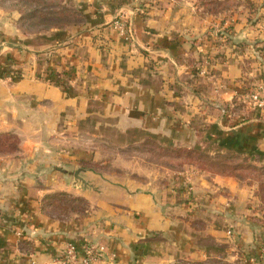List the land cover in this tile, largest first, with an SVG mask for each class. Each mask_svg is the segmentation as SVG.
Wrapping results in <instances>:
<instances>
[{
	"label": "crops",
	"instance_id": "1",
	"mask_svg": "<svg viewBox=\"0 0 264 264\" xmlns=\"http://www.w3.org/2000/svg\"><path fill=\"white\" fill-rule=\"evenodd\" d=\"M73 1L88 16L75 31L27 36L1 22L0 136L18 144L0 153V264H53L67 243L86 241L114 253L106 264H264V224L245 184L187 170L175 185L136 190L101 171L100 149L152 141L209 156L264 158L263 113L242 114L236 103L250 81L248 56L264 72L244 45L258 26L231 23V39L243 49L206 60L204 77L196 74L200 50L189 41L202 37L209 52L212 20L192 7ZM120 14L130 38L110 25ZM9 73L20 77L9 80ZM47 73L62 75L66 90L45 80ZM58 194L84 200L87 214L55 215L48 204Z\"/></svg>",
	"mask_w": 264,
	"mask_h": 264
},
{
	"label": "rangeland",
	"instance_id": "2",
	"mask_svg": "<svg viewBox=\"0 0 264 264\" xmlns=\"http://www.w3.org/2000/svg\"><path fill=\"white\" fill-rule=\"evenodd\" d=\"M145 4L156 0H142ZM161 4H182L184 6L192 7L200 16L211 19L210 29L208 33L212 34V38L208 41L210 43L209 52H205V48L202 45L201 38L197 40H190L192 49L197 51L201 55L196 64L199 66L196 68L198 76H206V72L209 71L205 68L207 61L210 63L212 60H219L220 54L223 52L233 51V49H243L242 45H236L231 39V23L241 24L257 28V34L251 38L244 45L246 46L247 54L253 53L252 64L257 66H264V0H159ZM188 4V5H186ZM53 5H63L65 8L74 11L76 16L74 20L79 24L78 26H58L53 28L68 27L76 30L78 27H82L83 22L87 21V15L84 14L73 0H0V26L1 22L15 23L18 29H20L24 35L30 34H45L48 30L39 24L40 17L45 16L47 12L45 10L52 8ZM188 8V7H187ZM33 9V11H32ZM33 13L36 15L33 16ZM32 15L33 17H31ZM217 20L219 24H213V21ZM229 21L230 23H227ZM114 22H120L125 29L127 28V22L123 19V15H118L110 25L115 27ZM238 22V23H237ZM81 23V24H80ZM85 24V23H83ZM235 25V24H234ZM116 28V27H115ZM74 30V31H75ZM67 31V32H68ZM62 32V31H61ZM65 32V31H63ZM129 30L126 29L125 35H129ZM122 33V32H121ZM40 35V36H43ZM249 52V53H248ZM211 54V55H209ZM262 54V55H261ZM257 55V56H256ZM249 60V79L248 83L243 81V85L236 93L237 110L242 114L255 111L243 96L247 93L262 86L264 90V72L250 65L249 56L246 61ZM213 61V62H214ZM201 65V63H203ZM199 71V72H198ZM204 71V72H203ZM52 73H47L44 76H48ZM57 75V74H54ZM43 76V78H44ZM62 75H58L57 79L63 81ZM64 85V84H63ZM64 89L65 85L63 86ZM62 89V90H64ZM259 109V108H258ZM236 109L233 112L236 113ZM264 116V107L259 109ZM16 139L12 138L7 140L8 148L14 146ZM100 149L103 152V167L101 171L107 174L109 177L116 181L123 182L126 185L133 187L136 190L154 189L157 187L171 186V184L178 182L182 175L187 170H193L201 173L208 174H226L233 177L242 178L243 185L249 188L250 192L255 194L256 201L262 203V209H264V158L255 157H242L234 153L216 154L209 156L202 152H188L171 151V147H166L165 144L159 145L150 141L147 145L135 146L130 150L113 151L108 146H101ZM101 164V163H100ZM192 169H189V168ZM262 199V200H261ZM65 203V202H64ZM64 203H58L59 207ZM66 204V203H65ZM256 204V205H258ZM74 208H79L80 205H73ZM259 207V205H258ZM257 208V207H256ZM56 214H62V211L54 209ZM64 213V212H63ZM264 224V223H263ZM262 225V224H261ZM233 252V251H232ZM174 264H239L227 259L211 258L203 261H190L181 260Z\"/></svg>",
	"mask_w": 264,
	"mask_h": 264
},
{
	"label": "trees",
	"instance_id": "3",
	"mask_svg": "<svg viewBox=\"0 0 264 264\" xmlns=\"http://www.w3.org/2000/svg\"><path fill=\"white\" fill-rule=\"evenodd\" d=\"M52 8L45 10L47 12V14L45 16H42L39 18L38 22L39 24H42L43 27H45L46 29H51L52 27H58V26H62V25H66V26H78L79 24L77 23V21L74 20V16H76L74 11H70V9L65 8L63 5H53L51 6ZM33 11V9H32ZM36 15V13H33V16ZM31 17H33L32 15H30ZM81 24V23H80ZM61 28V27H60ZM58 75H54L53 73L47 76V81L50 83H53L56 86H59L61 89L63 88V83L62 81L57 79ZM20 77V74L18 73L17 76H14V79H18ZM66 90V89H64ZM12 138L16 139L13 136L10 135H2L0 136V153H12L15 151V149L17 148V144L18 141L17 139L15 140L16 143L14 144V146H12L11 148L7 147L8 144H6L7 140H11ZM166 147H171V151H175V152H181V151H188V152H197L194 150H188L186 148H181V147H172L168 144H165ZM226 175V174H224ZM230 177H233L231 175H227ZM235 178L239 183L242 182V178L240 177H233ZM243 184V183H241ZM252 196L254 198V200L256 201V196L255 194L252 193ZM49 204L48 207L50 208V211L53 212L55 215L58 216H69V215H76L77 217H82L85 214H87L88 212V205L86 204V202L82 199L79 198H75V197H71L67 194H58L56 196H53L52 198H49ZM262 200V199H261ZM255 204H258L260 201L258 200L257 202H255ZM66 204H65V203ZM58 203H64L63 206L59 207ZM261 203V202H260ZM78 204L80 205V209L79 208H74L73 205ZM262 204V203H261ZM259 205V207H258ZM257 205V208L255 210V213H257V215H259L257 217V220L259 221L260 224L263 225L264 223V209H262V206L260 207V204ZM54 209L57 210H61L62 214H56L54 212ZM64 212V213H63Z\"/></svg>",
	"mask_w": 264,
	"mask_h": 264
},
{
	"label": "built area",
	"instance_id": "4",
	"mask_svg": "<svg viewBox=\"0 0 264 264\" xmlns=\"http://www.w3.org/2000/svg\"><path fill=\"white\" fill-rule=\"evenodd\" d=\"M116 28H118L123 34L126 33V29L120 22H114ZM130 34V32H128ZM131 37V36H130ZM3 45V38L0 35V47ZM204 72V71H203ZM18 74H6L5 77L9 80L14 79V76ZM47 80V76H44ZM256 111L263 109L264 107V90L262 86H258L257 89L247 93L243 96ZM259 108V109H258ZM224 113V111H223ZM185 193L187 197H192L193 188L191 185H187L185 188ZM226 236L229 242L233 240V234L231 231L227 230ZM114 253L106 249L105 246L90 241L84 242L80 247H76L71 243L65 245L64 250L61 255L54 259L53 264H106L112 263L115 260ZM252 262H254L252 260Z\"/></svg>",
	"mask_w": 264,
	"mask_h": 264
}]
</instances>
